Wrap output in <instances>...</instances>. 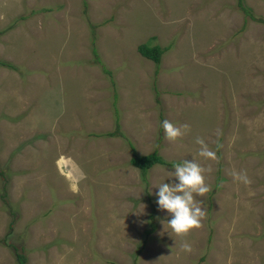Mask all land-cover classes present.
I'll return each mask as SVG.
<instances>
[{
    "label": "rangeland",
    "instance_id": "obj_1",
    "mask_svg": "<svg viewBox=\"0 0 264 264\" xmlns=\"http://www.w3.org/2000/svg\"><path fill=\"white\" fill-rule=\"evenodd\" d=\"M243 5L0 0V264H264V0ZM193 158L204 216L163 231L155 186Z\"/></svg>",
    "mask_w": 264,
    "mask_h": 264
},
{
    "label": "clouds",
    "instance_id": "obj_2",
    "mask_svg": "<svg viewBox=\"0 0 264 264\" xmlns=\"http://www.w3.org/2000/svg\"><path fill=\"white\" fill-rule=\"evenodd\" d=\"M161 126L165 138L172 141L183 135L182 129L186 131L189 127L187 124L178 126L167 119L161 122ZM196 143L201 145L200 156L215 157V153L208 148L203 139L198 137ZM173 168L172 179L155 186L158 189L155 192V203L158 210L167 213L166 218L160 220L163 231H166L167 227L177 235H184L194 227L199 226L201 218L204 216V211L200 207L201 202L194 198V194L203 195L207 193L209 186L204 175L205 169L194 158L176 163ZM232 175L235 179L248 182L245 174L233 172ZM143 212L144 209L142 212L136 213ZM182 247L186 251L190 250L188 243H184Z\"/></svg>",
    "mask_w": 264,
    "mask_h": 264
},
{
    "label": "trees",
    "instance_id": "obj_3",
    "mask_svg": "<svg viewBox=\"0 0 264 264\" xmlns=\"http://www.w3.org/2000/svg\"><path fill=\"white\" fill-rule=\"evenodd\" d=\"M239 5L243 8V10H245L247 14H251L250 9L246 7V5H243V0H239ZM138 50L142 55L148 57L149 59L155 60V62L159 64L162 60V55L164 52H166V50H168V47H162L160 44L153 45L149 42H145L138 46ZM131 163L134 166L140 168L144 175H146L148 170L156 164H170L161 155H159L158 151H154L148 155H138L135 152L131 158ZM18 261L19 264H26V257L23 253H18Z\"/></svg>",
    "mask_w": 264,
    "mask_h": 264
},
{
    "label": "bare ground",
    "instance_id": "obj_4",
    "mask_svg": "<svg viewBox=\"0 0 264 264\" xmlns=\"http://www.w3.org/2000/svg\"><path fill=\"white\" fill-rule=\"evenodd\" d=\"M59 164H60V165H62V164H63V165H64V164L67 165V164H66V159H65L64 156H61V157H60ZM60 168H61V167H60ZM62 171H63V170H62ZM74 188H75V185H74Z\"/></svg>",
    "mask_w": 264,
    "mask_h": 264
}]
</instances>
